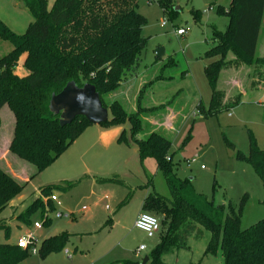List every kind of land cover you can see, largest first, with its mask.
<instances>
[{
  "label": "trees",
  "instance_id": "obj_1",
  "mask_svg": "<svg viewBox=\"0 0 264 264\" xmlns=\"http://www.w3.org/2000/svg\"><path fill=\"white\" fill-rule=\"evenodd\" d=\"M20 1L33 16L25 32L14 31L0 18V38L14 46L0 58V110L8 105L14 113L16 124L8 151L36 166L30 178L49 168L92 125L80 116L62 126L59 115L50 108L52 95L61 93L69 82L77 86L91 84L96 86L109 110L110 120L101 125L112 127L129 121V131H122L118 142L127 145L132 142L138 147L141 163L145 158H153L171 193L168 198L152 191L143 202L142 210L157 216L161 225L160 242L148 254L147 264H167L164 255L187 249L191 233L201 234L202 229L211 233L205 254L220 251L224 264H264V218L247 228L241 223L249 193L238 204L230 201L217 205L197 193L192 180L179 177L172 139L160 130L140 137L144 128L142 115L155 112L143 105V88L134 112H129L121 101L108 103L104 99L121 86L128 72L136 70L147 47L148 38L143 36L147 22L138 12L137 0H55L51 8L48 0ZM158 3L165 15L177 12L173 0H158ZM230 4L228 10L224 7L218 10L229 20L227 29H213L214 45L204 54L206 58H214L205 66L211 101L207 107L203 103L197 106L198 113L204 117L218 116L241 101L238 94L235 100L225 102V92L218 87L223 70L238 65L253 66L258 76L253 86L264 83V57L257 54L264 0H232ZM191 12L200 22V12L195 9ZM230 53L233 60L228 58ZM23 54L26 57L22 66L27 74L20 75L15 69ZM159 107L163 106L154 108L158 111ZM235 157L252 166L264 191V146L251 137L249 154L238 150ZM80 181L47 185L41 193L48 196L53 190L66 192ZM24 187L25 183L0 167V214ZM43 211L44 202L39 197L26 208L24 215L29 221L36 212ZM0 228H6L1 220ZM68 238V233H61L43 240L40 256L61 251ZM28 255L29 251L18 245L0 244V264H19Z\"/></svg>",
  "mask_w": 264,
  "mask_h": 264
},
{
  "label": "rangeland",
  "instance_id": "obj_2",
  "mask_svg": "<svg viewBox=\"0 0 264 264\" xmlns=\"http://www.w3.org/2000/svg\"><path fill=\"white\" fill-rule=\"evenodd\" d=\"M54 2L55 0H48V8H51ZM231 2L232 0H173L175 5L173 9L177 12L169 16L164 14L158 0H137L138 12L145 16L147 22L143 28V36L148 38V44L140 56L136 70L128 72L121 86L104 99L108 103L111 100L121 101L129 112H134L137 106L136 98L142 88L143 105L152 102L151 81L157 74L173 76L166 91L155 89V99L167 102L163 107H159L157 114L170 108L180 115L174 121V125L172 124L173 127H168V130L163 129V126L159 128L172 139L177 175L192 180L195 191L207 196L217 205L230 201L238 204L245 193H249L241 217L242 226L247 228L264 218V191L261 179L253 171L252 166L245 160H237L235 155L238 150L249 154L251 137L255 138L259 146H264V83L253 86V80L258 77L253 66L238 65L236 68H228L221 72L218 87L225 90V97L228 96L227 101L224 97L225 102L235 100L239 90H245L242 91L239 104L218 116L210 117L197 113L195 105L198 103L197 100H201L205 107L209 105L211 88L204 67L214 58H206L204 54L214 45L211 36L213 28L218 31L227 29L229 20L218 10L220 7L228 10ZM192 9L200 12V22L195 20ZM0 18L18 33L25 32L33 21L29 9L20 0H0ZM178 28L187 29V33L177 35ZM260 34L257 54L264 57V22ZM13 48L11 41L0 38V58ZM157 48H163L165 54L161 57H165V60L156 65L154 62L158 57ZM169 57L175 60L172 66L167 63ZM233 57L232 53L228 56L232 60ZM165 63L168 66H164ZM184 72L188 73L185 77ZM259 86L261 89L252 90ZM152 115V112H145L142 115L144 119V128L140 135L142 138L150 132L147 131L150 127L149 121L145 118ZM15 124L13 111L8 105H4L0 110L2 141L0 143L3 144L7 137H11L10 142L12 141ZM123 125L128 132L130 122L127 121ZM114 145L117 147L104 146L96 140L91 147L92 150L85 146L78 153L81 155L86 151L87 156L80 159L72 158L67 162L69 166L76 164L80 167L89 166L91 171L88 174L95 178L84 179L77 188H73V191H70L71 189L66 193L59 191L60 202L63 206L72 207L74 213L67 211L66 214L63 210L65 213L59 216L58 211L62 208L55 203L50 226L52 229L44 227L46 230L43 233L35 235L37 248L41 237L67 229L74 234L64 249L52 252L47 260L42 261L38 250L37 254L31 252L20 264H123V261L127 260L143 264L146 256L160 242V232L148 236L134 226L138 214L143 212L141 203L145 191L141 186L149 183L150 192L154 191L168 198H171V193L166 179L161 171H157L153 159L149 158L141 163L138 151L134 147L127 148L116 142ZM78 146H82V142L78 143ZM9 155L15 158L24 170L31 174L35 173L36 166L10 151ZM94 157L99 159L97 163L92 161ZM193 157L196 162L189 165L186 160ZM61 163L62 161L59 165ZM55 167L49 169L50 175L47 173L50 171H47L32 180V184L25 183L20 194L30 195L38 188L39 183L56 180L60 175H57ZM84 173L82 171L71 181L77 183ZM129 192L131 196L125 200ZM36 193L37 191L34 192ZM32 202L33 199L28 204ZM9 209L7 207L4 212ZM109 219L115 222L113 228L106 225ZM11 229L16 234L20 233L14 225ZM3 235L4 232L0 231V242ZM210 236V231L204 229L201 234L191 233L187 249L166 254L163 260L167 264H224L220 251L216 254H205ZM140 245L146 246V250L138 256L135 251Z\"/></svg>",
  "mask_w": 264,
  "mask_h": 264
},
{
  "label": "crops",
  "instance_id": "obj_3",
  "mask_svg": "<svg viewBox=\"0 0 264 264\" xmlns=\"http://www.w3.org/2000/svg\"><path fill=\"white\" fill-rule=\"evenodd\" d=\"M164 54L165 53H163L162 56ZM25 57L26 56L22 55V57L20 58L19 64L17 65V67L15 69V72H17L20 75L27 74L25 69L23 70V66H22V64H23V62L25 60ZM164 60H165V57L158 56L154 63L157 65L159 63H162ZM167 63L169 64V66H172L173 64H175L174 58L169 57ZM164 66H167V64L165 63ZM204 71H205V67H204ZM235 71H236V69H235ZM186 75H188V73L184 72L183 76L185 77ZM172 79H173V76H170V75L168 76V75H165L164 73H159L152 80L153 86L150 88L151 93L153 95L152 97H150V100H152V102L149 105H145V106L148 107V108L155 109V112H152V114H153L152 116L145 118V119H147L149 121V124H150V127L148 128L147 131H154V130L159 131L160 130L159 129L160 126H163V129L168 130L169 129L168 127H170V126L173 127L174 121L178 118V116H180V115H178L179 112H177L175 110L172 111V109H170V108L165 109V111L160 112V113L157 114V112H156L157 110H156V108H154V107H158L160 105L164 106L165 103H167V102L164 103L162 100L161 101H157L155 99V95H156L155 94V89L166 91V89L169 88L168 86L170 84V81H172ZM232 79H233V77L231 78V80ZM231 80H230V83H231ZM236 82H238V80ZM141 86L142 85H140V87ZM253 89H261V88L259 86L258 88H255V87L252 88V90ZM222 90H224V89H222ZM242 91H245V90H239L240 98H241V95H242ZM210 98H211V96H210ZM225 98H226V101H227L228 96H226ZM210 101H211V99H210ZM197 102L198 103L195 104L196 108H197V106L200 103H203L201 100L200 101L197 100ZM260 102H263V101H260ZM236 106H237V104H236ZM136 108H137V106H135L134 111L136 110ZM196 112L198 113V110ZM229 115H231V114H229ZM123 126L124 125H115V126H112V127H104L101 124H92V125L88 126L82 132L81 136L67 148V150L65 151L64 154H62L56 161H54L50 165L49 168H47L46 170L42 171L41 173L36 174L33 178H30V177L34 173L31 174L29 171L24 170L23 167L18 164V162L15 160V158H12V156L9 155V151H7V149H8V146L10 144L11 137H7L6 141H4L3 144L0 143V144L4 145L3 148H2V145L0 147V167L1 168H5V170L10 172L13 175V177H15L18 181L26 183V185L27 184H32L33 183L32 180H34L35 178L39 177L42 173L50 171L51 170L50 168L52 166H56L54 170H56L58 172L57 175H60V176H58V178H56V180L55 179L54 180L51 179L47 183H44V182L43 183H39L38 188H36L34 190V192L37 191L36 194H34V192H32L30 195H27V196H24V195H21V194L18 195L7 206V207L10 208L7 212H4V210L7 207L4 208V210L0 214V220L4 223V225H6V228L5 229L0 228V231L4 232L3 240H2V242H0V244L9 243V244H13V245H18L17 242L19 241V239L21 238L22 235L31 234V235L35 236L38 233H43L46 230V228H44V227L52 229V228H50V226L52 224V214L55 211V203L59 207L62 208V209L59 208L60 210L58 211V213H62L63 214L64 211H66V214H67V211H69L70 213L71 212L74 213L72 211V207H70L69 205H64L63 206V204L60 202L59 198L61 196H59L60 195L59 191L53 190L51 192V194H49L48 196H45V195H43L41 193V189L43 187L47 186V185L58 184V183H60L59 181H63V182L66 181V180H70L71 181V179L76 178L75 176L81 174L82 171H83V173L84 172H86V173H84V176L82 175V179H80L81 181L79 182V184L77 186L73 187L74 189L77 188L82 183V181H84V179H89L90 178L91 180H93L95 177L94 176H90L91 174H88L91 171V168L89 166L86 165L85 167L84 166L80 167V166H78V164L69 166V165H67V162L70 161L72 158H76L77 157L78 159H80L82 156H87L85 154L86 151L81 153V155H79L78 153H80L82 148L85 147V146L89 147V148L93 147L96 140L100 141V143L102 145H104V146H112L113 145L114 148H116L117 146L114 145V143L116 142V144H118V145H122L123 144L127 148L128 147H134V149L138 151V147H136L134 144H132V142H130L128 145L118 142V138L122 134V131H126ZM156 126H158V127H156ZM129 128H130V126H129ZM0 142H2V141H0ZM80 142H82V146H78V143H80ZM91 150H92V148H91ZM138 156H139V153H138ZM193 158H195V157H193ZM146 159H149V158H145L144 161ZM151 159H153V158H151ZM98 160L99 159L95 158V157H94V159H92V161L96 162V163H97ZM190 160L188 159L186 161L189 163ZM60 161H62V163L59 165ZM153 161H154V163H156L154 159H153ZM17 166H19V167H17ZM156 166H157V163H156ZM82 167H84V168H82ZM85 169H87V170H85ZM157 171L160 172L158 170V167H157ZM47 173L50 175L51 171L47 172ZM95 183L97 184L96 180H95ZM149 187H150L149 184H147L145 186H141V188L145 191L144 200H145L146 196L148 195V193L150 192ZM73 188L70 191H73L74 190ZM68 191H66V192H68ZM66 192H61V193H66ZM129 193H131V192H129ZM52 195H56L58 197L59 202L61 204H58L57 201H54L52 199ZM130 196H131V194L130 195L128 194V196H127V198L125 200H127ZM39 197H42V199H43L44 211L42 213L41 212H39V213L36 212V214L34 216H32L31 219L28 221L27 218L24 215V211L31 204V203L28 204L30 200L33 199V202H34L35 199H37ZM144 200H143V202H144ZM143 202L141 203V210H142ZM106 208H109V207H106ZM145 212H147V211L143 210L142 213H145ZM140 214L141 213H139L138 216ZM138 216H137V218H138ZM65 217H67V216H65ZM137 218H136V220H137ZM136 220H135V222H136ZM36 222H40L41 223V227H39V228L36 227L35 228L34 224ZM46 222H48V223H46ZM114 223L115 222H114L113 219H109L107 221L106 225L108 224V226H111L113 228ZM12 225H14L17 229H19L20 233H17V234L14 233L13 229H11ZM134 226H135V223H134ZM61 233H68L69 234L68 241L72 237L71 235L74 234L69 229H67V231L62 230V231L53 233L52 235H49L47 237H43V238L41 237V241L38 242V244H40L39 247H38V250L41 247V245H42L41 243H42L43 240L51 238L52 236L58 235V234H61ZM87 233H89V232H87ZM67 244H68V242H67ZM140 246H142V245H140ZM140 246L137 247V249L135 251L136 255H138V256L143 251L146 250V246H145V249L138 253V249L140 248ZM24 250H26V249H24ZM27 250L29 251V254H30L31 251L29 249H27ZM76 251H77V249L74 250V252H76ZM65 253L67 254L68 251L66 250ZM33 254H37V253H33ZM39 256H40V254H39ZM50 256H51V254L47 255L44 258L40 256V258L43 259L42 261H45ZM68 257H71V256L68 255ZM124 262L125 261H123V264H124ZM130 262H133V263L137 262L138 263V261H133V260H131Z\"/></svg>",
  "mask_w": 264,
  "mask_h": 264
},
{
  "label": "water",
  "instance_id": "obj_4",
  "mask_svg": "<svg viewBox=\"0 0 264 264\" xmlns=\"http://www.w3.org/2000/svg\"><path fill=\"white\" fill-rule=\"evenodd\" d=\"M156 53L158 56H162L163 48H157ZM79 91L96 100L95 109L84 110V106L76 102L75 95ZM49 103L51 110L59 115L62 126L71 123L80 116L85 117L92 124H101L110 120L109 110L104 106L96 86L88 83L83 86H77L74 82L67 83L61 93L52 95ZM148 260L149 257L146 256L143 264H147Z\"/></svg>",
  "mask_w": 264,
  "mask_h": 264
},
{
  "label": "built area",
  "instance_id": "obj_5",
  "mask_svg": "<svg viewBox=\"0 0 264 264\" xmlns=\"http://www.w3.org/2000/svg\"><path fill=\"white\" fill-rule=\"evenodd\" d=\"M176 33L177 35H181V36L185 35L187 33V29L178 28L176 29ZM195 160H196L195 158H191V160L189 161V165L192 162H196ZM52 199L54 201H57L58 204H60L58 197L56 195H52ZM59 216H63V214L59 213ZM135 226H137L139 229L147 233L148 236H153L155 233H158L161 230L159 218L149 212L141 213L135 222ZM34 227L35 228L41 227V223L36 222L34 224ZM17 244L20 248L22 247L24 249H29L32 253H37L38 251L36 238L34 235L31 234L22 235L19 241L17 242ZM144 249H145L144 245L140 246V248L138 249V253Z\"/></svg>",
  "mask_w": 264,
  "mask_h": 264
},
{
  "label": "clouds",
  "instance_id": "obj_6",
  "mask_svg": "<svg viewBox=\"0 0 264 264\" xmlns=\"http://www.w3.org/2000/svg\"><path fill=\"white\" fill-rule=\"evenodd\" d=\"M75 100L78 104L84 106V110L95 109L96 107V100L93 97L86 96L82 91L76 93Z\"/></svg>",
  "mask_w": 264,
  "mask_h": 264
}]
</instances>
